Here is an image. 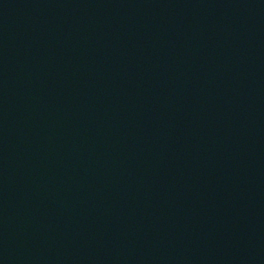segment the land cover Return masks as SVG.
Segmentation results:
<instances>
[{
    "label": "water",
    "instance_id": "obj_1",
    "mask_svg": "<svg viewBox=\"0 0 264 264\" xmlns=\"http://www.w3.org/2000/svg\"><path fill=\"white\" fill-rule=\"evenodd\" d=\"M0 264H264V0H0Z\"/></svg>",
    "mask_w": 264,
    "mask_h": 264
}]
</instances>
